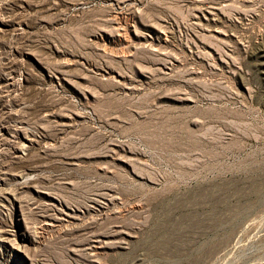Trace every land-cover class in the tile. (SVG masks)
Returning a JSON list of instances; mask_svg holds the SVG:
<instances>
[{"label":"rangeland","instance_id":"obj_1","mask_svg":"<svg viewBox=\"0 0 264 264\" xmlns=\"http://www.w3.org/2000/svg\"><path fill=\"white\" fill-rule=\"evenodd\" d=\"M0 264H264V0H0Z\"/></svg>","mask_w":264,"mask_h":264}]
</instances>
